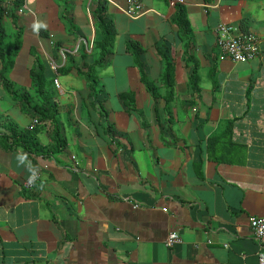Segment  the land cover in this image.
I'll return each mask as SVG.
<instances>
[{
    "label": "crops",
    "instance_id": "crops-1",
    "mask_svg": "<svg viewBox=\"0 0 264 264\" xmlns=\"http://www.w3.org/2000/svg\"><path fill=\"white\" fill-rule=\"evenodd\" d=\"M129 1L107 0L116 36L92 90L81 71L99 54L85 42L102 39L86 22L97 0H0L6 51L21 32L9 79L31 94L26 111L24 98L5 89L0 53V264L257 263L250 217L264 216V0H135L137 16ZM178 5L187 31L175 22ZM222 22L236 35L255 33L258 55H222ZM131 41L143 48L155 95ZM24 49L26 70L17 67ZM160 51L172 67L170 100ZM39 61L52 85L59 149L50 119L37 125L34 150L5 128L30 129ZM29 162L41 171L32 189ZM171 232L180 241L169 247Z\"/></svg>",
    "mask_w": 264,
    "mask_h": 264
},
{
    "label": "trees",
    "instance_id": "trees-1",
    "mask_svg": "<svg viewBox=\"0 0 264 264\" xmlns=\"http://www.w3.org/2000/svg\"><path fill=\"white\" fill-rule=\"evenodd\" d=\"M66 4V3H65ZM20 4H17L19 6ZM68 9V7H67ZM177 14L175 16V22L183 29V31H187L189 27V22L187 20L186 10L183 6L178 5L177 8ZM68 11V10H67ZM108 2L107 0H97L96 8L94 10L95 13V19H96V27L100 30L102 34V39L97 42V48H98V57L94 61L93 64H91L86 71H81L83 75H85L88 83L90 84L92 90H95L96 86L98 85V79L96 78L97 70L98 68L105 66V61L107 59V56L111 53L112 46L114 44L115 36H116V27L114 24L113 19L108 14ZM4 13V10L2 7H0V15L2 16ZM69 14L65 12L66 19L68 20L69 24L72 28L76 26L75 21L73 18H68ZM14 20L17 21V16L14 15ZM246 24V22H245ZM244 25V24H243ZM244 28L246 29V26L244 25ZM249 32L248 30H245V33ZM20 31L17 34V40L18 43L14 46V48L9 49L8 51L5 50L3 39L5 38L6 34L4 33L3 27L0 25V53L3 59V70H2V81L5 89L9 92L14 93L17 95L18 98H24L23 102H25L24 109L26 111H29L30 103H31V94L23 93L19 91V89L16 87L15 84L11 83L9 79L10 71L13 68L14 62H15V56L18 52V49L20 47V39L18 36H20ZM129 50L133 53L135 56V59L137 61V64L142 72V80L146 84L149 90L153 92V94H156V87L155 85L149 81L145 71H144V64L141 60V54L143 52V48L136 43L135 41H131L129 43ZM161 57L163 58L165 62V84L168 87L169 90V100L172 97L173 93L171 88L172 83V67L171 63L168 60L167 55L165 52L160 51L159 52ZM32 88L36 92V94L39 96L38 102L34 106V117H39L42 121L50 119L54 123V129H55V136H56V145L59 144V146L56 147V149L60 148V145L63 144L60 142V134H59V126L58 121L56 118L57 109L55 105L51 102V98L53 97L52 92V85L49 80L46 79L44 75V64H42L40 61L37 63V68L32 70ZM171 95V96H170ZM122 98L125 102V104L130 108L134 105L133 95L132 93H124L122 94ZM7 130L10 131V136L15 140V142H18L20 145L24 146L25 148L34 150L36 146H38L36 134L38 132V126L34 129H24L19 127L17 124H14L12 122L8 123L5 127Z\"/></svg>",
    "mask_w": 264,
    "mask_h": 264
},
{
    "label": "built area",
    "instance_id": "built-area-1",
    "mask_svg": "<svg viewBox=\"0 0 264 264\" xmlns=\"http://www.w3.org/2000/svg\"><path fill=\"white\" fill-rule=\"evenodd\" d=\"M130 6L127 12L131 16H137L140 11V5L135 0L129 1ZM217 46L222 55L227 56L237 62H247L248 60L256 57L259 53V38L253 32H246L241 35L234 33V27L228 23H219L215 28ZM64 56V50H62ZM54 71H58L57 63H51ZM55 83L58 85L59 79L55 78ZM43 121L39 117H33L29 128H35L37 125L42 124ZM38 176L32 183L25 181V187L32 189L35 183L41 177V171L37 169ZM250 225L252 227L254 238L258 244L257 250V263L264 264V216L250 217ZM180 241L178 233L171 232L167 236L166 245L171 247Z\"/></svg>",
    "mask_w": 264,
    "mask_h": 264
},
{
    "label": "rangeland",
    "instance_id": "rangeland-1",
    "mask_svg": "<svg viewBox=\"0 0 264 264\" xmlns=\"http://www.w3.org/2000/svg\"><path fill=\"white\" fill-rule=\"evenodd\" d=\"M93 8H94V6H91L90 11H86L87 12L86 22L88 23L89 26H93V28H95V30H97V27H96V19H95V16H94L93 12H92L93 11ZM79 12H80V8H78V6H77V14ZM92 22H93V24H92ZM91 31L92 30H88V34L91 33V35H92V32ZM86 41H88L89 48H91L93 50V56L96 57L97 54H98V52H97L98 51L97 42L95 40L93 41V40H88V39H86L85 42ZM30 57L31 56L28 53V51L26 49H24L22 51L19 59H18V66L17 67H21L22 69L26 70V66H27V63H28ZM22 74L24 75V72ZM13 77H16V75H14Z\"/></svg>",
    "mask_w": 264,
    "mask_h": 264
},
{
    "label": "clouds",
    "instance_id": "clouds-1",
    "mask_svg": "<svg viewBox=\"0 0 264 264\" xmlns=\"http://www.w3.org/2000/svg\"><path fill=\"white\" fill-rule=\"evenodd\" d=\"M18 159L21 162H25L27 160V155L26 154H18ZM28 167H29V170L31 171V175L28 177V182L32 183L33 181H35L37 179L38 172H37V169L35 167H33L30 162L28 163Z\"/></svg>",
    "mask_w": 264,
    "mask_h": 264
}]
</instances>
